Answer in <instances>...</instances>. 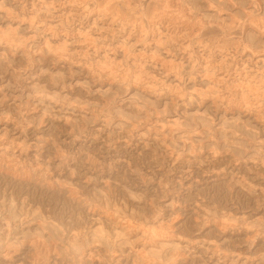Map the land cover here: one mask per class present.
<instances>
[{
	"label": "rangeland",
	"instance_id": "374dc122",
	"mask_svg": "<svg viewBox=\"0 0 264 264\" xmlns=\"http://www.w3.org/2000/svg\"><path fill=\"white\" fill-rule=\"evenodd\" d=\"M0 264H264V0H0Z\"/></svg>",
	"mask_w": 264,
	"mask_h": 264
},
{
	"label": "bare ground",
	"instance_id": "6f19581e",
	"mask_svg": "<svg viewBox=\"0 0 264 264\" xmlns=\"http://www.w3.org/2000/svg\"><path fill=\"white\" fill-rule=\"evenodd\" d=\"M172 18V17H171ZM5 44V43H4ZM165 66H166V64H165ZM166 67H168V66H166Z\"/></svg>",
	"mask_w": 264,
	"mask_h": 264
}]
</instances>
